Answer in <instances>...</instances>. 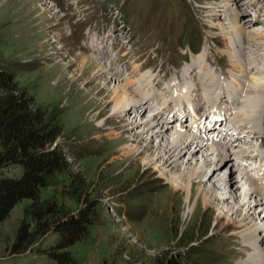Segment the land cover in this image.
<instances>
[{
	"label": "rangeland",
	"instance_id": "374dc122",
	"mask_svg": "<svg viewBox=\"0 0 264 264\" xmlns=\"http://www.w3.org/2000/svg\"><path fill=\"white\" fill-rule=\"evenodd\" d=\"M231 5L241 10L235 14L244 29L248 24L245 18L249 16L257 24L251 31L264 32V0H0V60L11 66L16 80L35 99L36 106L55 117L62 129L55 146L64 148L73 172L81 175L85 198L97 204V219L90 235L69 249L78 264L247 263L254 250H241L243 238L237 224L227 222L225 227L215 229L216 211L205 208L195 215L196 219L186 222L189 210L185 195L174 193L166 179L153 170L145 173L144 167L136 173L135 167L124 170L131 161L121 165L127 155L116 150L113 143L122 135L133 138L134 132L142 128L120 134L125 121L132 117L126 116L122 121L113 115L114 103L106 98L115 82H121V76L124 79L128 73L126 66L133 79L143 72H153L160 74L163 84L168 85L178 72L188 67L195 56L192 51L197 49L200 53L206 51L197 65H207L225 84L232 85L237 72L232 71L227 39L219 34L220 30L212 28L218 22H228L226 29L233 28L234 13L229 17L212 15V11ZM30 10L37 12L31 15ZM89 39L94 40L95 48L105 47L103 55L84 48ZM248 46L250 42H245L242 48L246 47L249 56L252 54L251 59L259 58V67L264 70L263 47L252 44L253 50L249 51ZM237 49L233 54L241 57L243 52ZM81 52L100 56L97 60L102 66L105 64L110 70L115 65L122 75L119 72L120 78L112 80L104 72L95 81L90 82L91 77L84 79L76 71L79 63L74 60ZM110 61H114L113 66ZM242 63L249 66L246 60ZM138 67L143 71L137 70ZM234 82L248 89L243 80ZM259 109L256 126L264 133V103ZM139 118L147 122L148 117ZM152 131L144 135L140 148H145ZM129 144L136 146L132 141ZM259 148L264 156L263 138ZM203 153L201 150L196 154V159H202ZM5 172L19 176L22 169L13 167ZM59 180V187L42 191L43 199L53 197L61 201L70 195L69 180L65 177ZM248 188L244 186L240 194H246ZM30 203L29 200L19 203L0 224V264H53L40 250L58 241L56 234L47 237L41 249L12 253ZM67 203L73 210L80 206L70 200ZM236 204L231 200V205ZM231 214L228 212L229 218ZM255 219L258 232L264 233V216L260 214ZM263 240L260 237L259 244Z\"/></svg>",
	"mask_w": 264,
	"mask_h": 264
},
{
	"label": "bare ground",
	"instance_id": "6f19581e",
	"mask_svg": "<svg viewBox=\"0 0 264 264\" xmlns=\"http://www.w3.org/2000/svg\"><path fill=\"white\" fill-rule=\"evenodd\" d=\"M231 6H229L230 8L212 11V15L223 14L225 17H229L231 13L235 14L241 11L234 5ZM232 9L235 10L232 12ZM29 12L34 15L37 11L30 10ZM40 15L36 17L38 18ZM239 18L235 14L233 28L226 29L228 22H218L212 25V28L220 30L219 34L227 39V47L230 50V59L233 64L232 71L237 72L236 78L233 80L246 82L245 84H248L247 90L244 85L234 81L232 88L228 89L223 80L212 73L207 65L198 66L197 64L203 61L201 59H204L206 54L204 50L195 55L188 67L182 73L178 72L175 78L168 82V85L163 84V80L159 78L160 74L155 75L153 72H143L138 78L133 79L129 76V70L127 71L126 66L125 73H128L125 74L124 79L121 76V82H115L106 98L107 101L114 103L112 106L113 115L122 118V121L126 116L132 117L125 121V126H123L125 128L120 134L142 128L137 131L138 133L134 132L133 138L122 135L113 143L116 150L127 155L121 165L131 161L124 170L127 171L135 167L134 173H136L144 167L145 173L153 170L159 174L158 177L166 179L174 193L185 195V200H183L189 210L186 222H191L200 209L205 208L216 211L215 229L225 227L227 222L237 224V229H240L238 233L242 234L240 236L243 238L241 250L246 252H250V249L254 250L251 251L246 264H264L263 258H261V255L264 254V248L261 252L255 251L260 237L264 238L262 235L264 233L258 232L259 229L257 230L258 223L255 219L260 214L264 216V187L257 185V190L249 189L246 194H240L243 192L244 186L248 187L249 172L259 170V179L264 183V159L255 143L253 146H250L249 142L244 143L245 137L248 136L252 143H258L260 140L259 135L261 133L257 129L256 122L259 119V108L264 103V77H262L264 70L259 67L260 59H251L253 58L252 54L249 56L246 47L242 48L245 42H250V46L257 44L258 47L264 49V32L251 31L257 24L252 23L249 16L245 18L246 20L244 19L248 22L244 29L238 22ZM93 41L90 40V45L88 44L84 48L103 55L105 47L97 49ZM250 46L247 47L250 49L249 51L253 50V46ZM237 47L240 48V52H243L241 57L233 54V51H239ZM247 56L249 59H245ZM98 57L85 52H81L78 57H75V62L79 63L76 71L80 72L81 77L86 80L91 77L90 82L95 81L97 75L102 77L104 72L108 73L112 80L119 77L118 74L121 71L115 65L109 70L107 68L109 66L106 67L104 64V67L98 62ZM116 59L118 57H115V61ZM242 60H246L249 66L244 65ZM110 62L108 63L112 65L114 61ZM198 67L199 70H197ZM136 69L143 71L139 67ZM248 70L252 71L248 73ZM240 77L241 79H238ZM130 87L133 88L130 90ZM172 105L181 107L179 111L182 110L185 114L183 122L177 123V120L173 121V118L167 117L166 114L172 112ZM229 106H236V111L232 113L233 117L230 114H225L222 119L215 120L221 116V108ZM144 115L148 117L147 122L140 121L139 117ZM260 116L262 117V115ZM188 118L192 119L191 129L187 125ZM228 121L233 122L231 129L234 127L240 133L243 132L244 136L238 137L236 140L226 141L224 137H226V133H229ZM199 123L205 128V134H202L198 129ZM151 130H153L151 138L147 139L145 148H140L139 144L145 140L144 135ZM213 134L216 135L214 139L209 137ZM219 134L223 135L217 137ZM130 141L136 146L131 147ZM192 147H195L193 151L191 150ZM201 150L204 151L202 159H196L195 155ZM230 150H232L231 153ZM251 162H257V165L251 166ZM224 191L226 195H224ZM231 200L237 204L231 205ZM215 204L217 205L214 206ZM228 212L232 213V218H229Z\"/></svg>",
	"mask_w": 264,
	"mask_h": 264
},
{
	"label": "trees",
	"instance_id": "16d2710c",
	"mask_svg": "<svg viewBox=\"0 0 264 264\" xmlns=\"http://www.w3.org/2000/svg\"><path fill=\"white\" fill-rule=\"evenodd\" d=\"M61 131L55 117L36 106L35 99L16 80L11 66L0 60V224L19 203L31 201L12 253L41 249L44 240L56 234L58 241L40 251L53 264H78L69 249L90 235L97 219V204L85 198L81 175L73 172L64 148L55 146ZM13 167L21 168L22 173L12 176L5 172ZM61 177L69 180L70 195L61 201L43 199L42 191L59 187ZM67 200L80 206L73 210Z\"/></svg>",
	"mask_w": 264,
	"mask_h": 264
}]
</instances>
